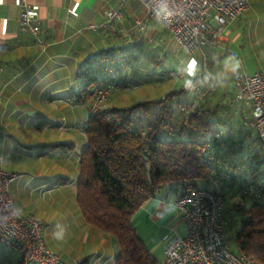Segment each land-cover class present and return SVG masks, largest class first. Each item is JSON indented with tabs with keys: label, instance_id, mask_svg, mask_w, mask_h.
Returning a JSON list of instances; mask_svg holds the SVG:
<instances>
[{
	"label": "crops",
	"instance_id": "1",
	"mask_svg": "<svg viewBox=\"0 0 264 264\" xmlns=\"http://www.w3.org/2000/svg\"><path fill=\"white\" fill-rule=\"evenodd\" d=\"M26 1L39 6L36 39L19 28L20 0H0V166L17 173L8 184L9 194L21 214L43 218L45 245L63 262L114 264V239L89 225L75 200L89 116V97L81 91L91 77L108 84L109 94L145 86L176 89L197 75L200 53L189 55L180 83L162 75L175 72L170 64H178L183 50L171 48L175 42L167 30L146 17L138 0ZM249 2L219 45L202 50L212 73L229 80L219 81L228 85V94L233 74L264 71V0ZM114 8L121 9L122 17L109 21L105 12ZM176 198L171 190L162 191L131 217L157 264H164L170 240L187 232ZM53 230L60 233L55 236ZM17 260L0 243V264Z\"/></svg>",
	"mask_w": 264,
	"mask_h": 264
},
{
	"label": "trees",
	"instance_id": "2",
	"mask_svg": "<svg viewBox=\"0 0 264 264\" xmlns=\"http://www.w3.org/2000/svg\"><path fill=\"white\" fill-rule=\"evenodd\" d=\"M211 65L206 62V73L159 99L95 112L88 106L75 200L83 219L114 239V264H157L131 223L144 201L166 190L179 197L210 188L213 181L222 191L235 185L240 193L225 209L230 221L223 208L234 251L264 264V152L255 133L229 123L232 118L241 123L230 103L232 92L226 105H210L206 95L216 88ZM98 88L109 91L108 84L91 77L81 93L91 97ZM240 178L253 193H243Z\"/></svg>",
	"mask_w": 264,
	"mask_h": 264
},
{
	"label": "built area",
	"instance_id": "3",
	"mask_svg": "<svg viewBox=\"0 0 264 264\" xmlns=\"http://www.w3.org/2000/svg\"><path fill=\"white\" fill-rule=\"evenodd\" d=\"M147 18L159 22L171 38L188 53L204 46H218L230 23L250 7L249 0H138ZM109 21L122 17L120 8L107 10ZM19 28L36 39L40 32L39 6L20 0ZM106 90L95 89L92 103L105 99ZM230 103L240 114L241 123L254 132L264 152V71L234 75ZM99 108H90L91 112ZM17 173L0 166V243L16 253L22 264H66L45 245L44 223L35 215H23L16 208L8 184ZM245 194L252 187L242 178ZM253 193V192H252ZM181 219L187 226L184 236L167 244L164 264H253V259L237 253L227 244V221L223 215L225 194L219 183L210 188L191 189L175 200Z\"/></svg>",
	"mask_w": 264,
	"mask_h": 264
},
{
	"label": "rangeland",
	"instance_id": "4",
	"mask_svg": "<svg viewBox=\"0 0 264 264\" xmlns=\"http://www.w3.org/2000/svg\"><path fill=\"white\" fill-rule=\"evenodd\" d=\"M222 36H221V38H219L217 40L218 42L221 41ZM175 43H172L171 48L173 46H176V47L178 46V48H181V50H183V54H180V58H179L178 64L175 63V61L172 64H170V67L173 65V67H172L173 69L172 70L175 71L176 73L172 72L171 70H167V71L164 72V75L161 74L162 76L168 77V78H173V79L177 78V79H179L180 83L184 82V80L186 78V75H187L186 74V70H187V68L189 69V66H188V63H187V59L189 58L190 54H194V53L196 54V52H199L200 54H199V56H197L198 63H197V67L195 69V72H196L197 75L199 73H201V72H203V73L205 72L206 73V70H208V69L207 68L205 69V67H206L205 64L208 61L206 60V56L204 54V51H202L203 47L200 50H198V51H195L193 53H188L183 47H181L177 43L176 44ZM206 47H210V46H206ZM181 74H183L184 76L181 75ZM213 75H214L213 82L215 83L216 88H211L210 89L209 94L207 93V95H206L207 99L210 102L211 106L216 104V103H219L221 105H226V102H227V99L229 97V94H228V91H227V86L228 85L225 82H228L229 80L225 79V77L224 78L223 77L218 78V75L215 74L214 72H213ZM233 78H234V75L232 76V81H233ZM222 79H225V82L223 83V87L224 88L221 86L222 85V84H220L221 82H219ZM167 89L168 88L165 89V86L164 87L163 86H158L156 89H155V86H153V87L145 86V87H142L141 89L140 88H135V89L134 88H128V89H125V90H114V91H111L110 94H109V91H106L105 97H104L105 99H103L101 101L95 100L92 103V97H89L87 106H90L89 109L91 108V105H92V108H99V109L102 108L103 109V108H106V105H107V103L109 101V103L111 105H113V107L124 108V107L131 106L134 103L139 102L142 99H145L146 97H148L149 99H159L163 94H165L168 91ZM218 91H220L221 93L220 92L217 93ZM216 94H217V96H216ZM207 104H208V102H207ZM231 110H229L227 108V110H225V112H227L228 115H230V112H232ZM222 111H224L223 108H221L219 113H222ZM235 113L238 114L237 112H235ZM236 114H234V115H236ZM229 123L230 124H236L237 126L240 125V128H242L244 130L246 129L244 126L242 127L243 124L241 125L240 122H235L233 120V118L230 120ZM252 133H254V132H252ZM223 191L225 192V201L227 200V202H228V204L226 203L224 205L225 206L224 207V214L227 217V219L230 221L231 220L230 219V215H228V216L226 215L225 209H228L229 206H233V205H230V203L235 204L238 201L240 193H239L238 188L235 185L233 187H231V188H225ZM35 216H37V215H35ZM37 217L40 218L41 221L45 224V222H44L42 217H40V216H37ZM43 227H44V225H43ZM53 231H55V236L60 233V231H57V233H56V230H53ZM226 236H227V239L231 238V239L227 240L228 241V246L231 249L235 250L236 246L233 243V231L231 230V226L230 227L228 226L227 231H226Z\"/></svg>",
	"mask_w": 264,
	"mask_h": 264
}]
</instances>
